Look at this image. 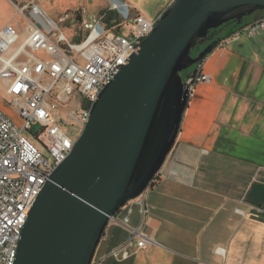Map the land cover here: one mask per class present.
I'll return each instance as SVG.
<instances>
[{
    "label": "crops",
    "instance_id": "obj_1",
    "mask_svg": "<svg viewBox=\"0 0 264 264\" xmlns=\"http://www.w3.org/2000/svg\"><path fill=\"white\" fill-rule=\"evenodd\" d=\"M9 24L26 25L8 22L0 31ZM221 37L188 75L201 66L211 82L193 87L160 173L109 222L92 264H264V217L256 211L264 207V29L229 25ZM0 88L3 109L8 84ZM131 230L153 243L139 249L135 241L124 258Z\"/></svg>",
    "mask_w": 264,
    "mask_h": 264
},
{
    "label": "water",
    "instance_id": "obj_2",
    "mask_svg": "<svg viewBox=\"0 0 264 264\" xmlns=\"http://www.w3.org/2000/svg\"><path fill=\"white\" fill-rule=\"evenodd\" d=\"M261 11L264 0H174L100 94L74 149L34 204L15 264H92L110 219L152 185L176 143L192 92L182 72L224 37L197 57L193 50L211 31L233 21L236 28Z\"/></svg>",
    "mask_w": 264,
    "mask_h": 264
},
{
    "label": "built area",
    "instance_id": "obj_3",
    "mask_svg": "<svg viewBox=\"0 0 264 264\" xmlns=\"http://www.w3.org/2000/svg\"><path fill=\"white\" fill-rule=\"evenodd\" d=\"M107 1L109 8L95 23L82 19L70 36L64 29L72 20L58 23L32 4L14 5L26 20L24 28L9 24L0 31V81L8 84L9 103L22 121L17 127L0 110V264H15L35 202L74 149L79 137L68 128L83 133L102 91L128 66L161 17L147 19L122 0ZM245 29L254 34L264 29V20ZM210 82L199 66L187 85L192 91ZM33 126L41 130L30 140L25 133ZM256 211L264 217V207ZM135 241L139 249L153 243L131 230L124 258Z\"/></svg>",
    "mask_w": 264,
    "mask_h": 264
},
{
    "label": "rangeland",
    "instance_id": "obj_4",
    "mask_svg": "<svg viewBox=\"0 0 264 264\" xmlns=\"http://www.w3.org/2000/svg\"><path fill=\"white\" fill-rule=\"evenodd\" d=\"M0 0V26L14 22L15 24H26V20L20 17L15 6L19 7L24 4H32L38 6L47 16L56 22L60 23L64 17L67 20H72L71 26H66L64 32L67 36H70L72 31L80 26L82 19H87L90 23H95L100 13L105 9L109 8L110 3L107 0ZM126 2L131 8L133 13L141 14L150 19H155L160 12H164L171 0H122ZM226 28V27H225ZM223 29V31L225 30ZM74 42V41H73ZM197 69V65H194L190 69L182 72L183 83L187 84L189 73L194 72ZM0 97L1 88H0ZM4 108H0L17 127H22V121L17 115V111L13 108L9 99L3 100ZM70 108L76 109L73 104H70ZM59 121H64V115L61 112L55 113ZM41 130L40 126H33L32 132L27 131L25 135L30 139L34 140V135L39 133ZM70 135H76L79 137L82 131L72 127L68 128Z\"/></svg>",
    "mask_w": 264,
    "mask_h": 264
},
{
    "label": "trees",
    "instance_id": "obj_5",
    "mask_svg": "<svg viewBox=\"0 0 264 264\" xmlns=\"http://www.w3.org/2000/svg\"><path fill=\"white\" fill-rule=\"evenodd\" d=\"M257 14H264V11L257 12V13L254 14L253 16H255V15H257ZM253 16H251V17H253ZM251 17H246V18L243 20L242 24L239 25V26H237V27L235 28V31H236V30H242V29H244V28L250 26V25L247 24V21H248ZM257 22H258V21H257ZM255 23H256V22H255ZM252 24H254V23H252ZM252 24H251V25H252ZM229 25H234V26H236V25H237V22H236V21H233V22H231V23H229V24L224 25L222 28H220V29H218V30L211 31V32H210V35H209V37H208L207 42L204 43V44H202V45L197 46V47L193 50V52H192V56H193V57H197L201 52H203V51L207 48L208 45H210V44H211L216 38L219 37V33L222 32L223 29H224L225 27L229 26ZM216 48H217V47H216ZM216 48H215V49H216ZM215 49H214V50H215ZM212 52H213V51H212ZM202 62H203V61H202ZM202 62H200V63H202ZM189 98H190V97H189ZM188 102H189V100H188Z\"/></svg>",
    "mask_w": 264,
    "mask_h": 264
},
{
    "label": "flooded vegetation",
    "instance_id": "obj_6",
    "mask_svg": "<svg viewBox=\"0 0 264 264\" xmlns=\"http://www.w3.org/2000/svg\"><path fill=\"white\" fill-rule=\"evenodd\" d=\"M222 32L219 33V37H221Z\"/></svg>",
    "mask_w": 264,
    "mask_h": 264
}]
</instances>
